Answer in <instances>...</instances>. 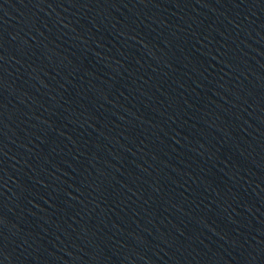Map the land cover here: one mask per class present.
I'll use <instances>...</instances> for the list:
<instances>
[{
    "label": "water",
    "instance_id": "obj_1",
    "mask_svg": "<svg viewBox=\"0 0 264 264\" xmlns=\"http://www.w3.org/2000/svg\"><path fill=\"white\" fill-rule=\"evenodd\" d=\"M0 264H264V0H0Z\"/></svg>",
    "mask_w": 264,
    "mask_h": 264
}]
</instances>
